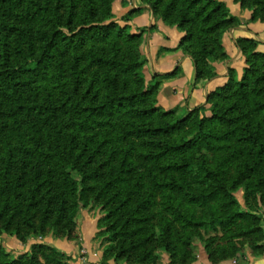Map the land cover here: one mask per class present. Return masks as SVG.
Returning a JSON list of instances; mask_svg holds the SVG:
<instances>
[{"label":"trees","instance_id":"obj_1","mask_svg":"<svg viewBox=\"0 0 264 264\" xmlns=\"http://www.w3.org/2000/svg\"><path fill=\"white\" fill-rule=\"evenodd\" d=\"M114 1L0 0L2 231L43 236L95 205L105 211L96 235L104 259L155 264L158 247L171 264H187L190 242L207 227L222 234L203 246L211 264L239 254L238 240L263 254L254 244L264 241V215L235 195L243 186L264 204L259 43L238 39L241 78L228 69L205 105L177 117L157 106L160 77L145 81L136 53L145 29L131 34L125 24L141 10L116 18ZM233 1L264 23V0ZM140 2L182 32L177 49L191 58L195 83L214 78V64L228 59L225 34L241 26L226 4ZM68 260L41 244L15 259L0 249V264Z\"/></svg>","mask_w":264,"mask_h":264},{"label":"crops","instance_id":"obj_2","mask_svg":"<svg viewBox=\"0 0 264 264\" xmlns=\"http://www.w3.org/2000/svg\"><path fill=\"white\" fill-rule=\"evenodd\" d=\"M230 14L237 18L241 26L239 28L231 29L228 31L223 39V47L228 55V59L224 62L215 63L214 71L216 76L210 80H207L201 84L195 85L194 67L189 57L176 52L178 42L181 37V33L175 27H169L158 21L153 20L151 11H143L134 21L132 25L135 33H139L141 29H145L144 36L148 38L146 47L144 49V58L146 59L143 68V74L146 78V82L152 81L153 77L166 76L177 71V75L168 79H164L159 93L158 101L159 105L165 109H172L177 105H183L187 110L191 111L197 107L206 104V96L225 85L228 78V69L235 71L236 77L239 79L242 76L243 69L245 68L244 58L236 47V41L238 39H251L259 43L258 51L264 53V23L252 22L251 13L245 12L240 9L237 4H234L232 0H222ZM144 8V7H141ZM124 4L114 6L115 13L121 11L124 12ZM128 11V10H127ZM153 20V21H152ZM153 23V24H152ZM145 44V43H144ZM91 223V222H90ZM85 226V225H84ZM95 223L90 224V228L84 229L81 227V233L83 235L84 246L86 250L90 252L92 243L94 242L95 233L97 228ZM51 240L48 241L50 243ZM51 246L64 253L70 255L74 260V253L76 251L75 246L72 243L66 241H54L51 242ZM34 244H40V242H29L26 246L21 245L19 250H15L17 255L28 253L31 246ZM4 245V243H3ZM6 246V245H5ZM6 253L9 251L6 249ZM94 257H90L89 261L92 264H100L102 252H95ZM15 257V256H14ZM81 261L73 262L72 264H80ZM114 264V263H110ZM122 264V263H120ZM196 264H210L207 260V256L204 251L200 252L198 261ZM231 264V263H222ZM252 264H264V256L260 260H256Z\"/></svg>","mask_w":264,"mask_h":264},{"label":"rangeland","instance_id":"obj_3","mask_svg":"<svg viewBox=\"0 0 264 264\" xmlns=\"http://www.w3.org/2000/svg\"><path fill=\"white\" fill-rule=\"evenodd\" d=\"M117 2H118V6H119V4L120 5L124 4V7H125L124 12L126 11L125 13H121V11H119L118 13H115L116 11H114V6L117 5ZM234 4H237L240 7V5L238 3L234 2ZM141 7H144V8H141ZM138 9H140L141 11L139 13H137L136 15H134L130 22L125 23L129 27V28L127 27L128 32L131 34H137L134 32L133 27H132V25L135 23L134 20L139 15H141V13L143 11H147V10L150 11L149 8L146 5H143L140 2V0H115L113 3V7H112V10L114 11L116 18H124L127 16V14L129 12H131L133 10H138ZM240 9L245 11V12H250L252 14V12L250 10H248V8L242 9L240 7ZM155 19L160 21V23L162 22L156 16H153V20H155ZM163 24H165L166 26H169V27L170 26L175 27L171 23H163ZM121 25H124V24L122 23ZM178 32H180V31L178 30ZM180 33H181V37H180V40H181L183 37V34H182V32H180ZM146 42H148V38H145L144 33H143L141 44L138 46V48H136V53L140 55V57L144 61V65H145V61H146V59L144 58V49H145L146 44H147ZM177 48H178V46H177ZM175 51L183 54L186 57H189L186 54L182 53V51L179 49H176ZM174 73L177 75V71H174ZM161 77L162 76H160V78L155 80V83L159 82L158 93H159V90H160L162 83L164 82V79H161ZM194 77H195V73H194ZM145 81H146V78H145ZM203 82H205V81L196 82L195 85H197V84L199 85ZM157 106L164 112H173L174 115L177 117L182 116V114L186 112L185 110H187V108L183 107V105H177L176 107H174L172 109L165 110L159 105L158 96H157ZM206 115L209 116L210 114L207 113ZM235 195L239 199V202L241 204H243V206L251 209V212H255L259 215H264V207H263L264 204L263 205L261 204L263 202L262 201L260 202L258 198L254 199L252 194L250 193V191H248L245 187L241 186L237 190ZM104 215H105V211L100 210V208L96 207L95 205L94 206L88 205L87 207L82 208L78 211V213H77V215H76V217L72 223H69V224L63 223L60 227H57L54 230L48 229L43 236H39V237H33V236L26 237L25 236L26 231L24 229L18 231L19 233L16 234L14 232L13 227L11 228L9 233H5L2 231V228L0 226V249L5 253H6L5 250L7 249L9 252L6 254H8L12 259H15L19 256V255L16 256V253H14L15 250H19L15 246L19 245V248H21L20 247L21 245L26 246L29 242H40L41 245H46V246L52 247L51 242L66 241L68 243H72L76 248V251L74 253L75 254L74 260L70 255H66L63 253L67 258L70 259L67 261V264H72L73 262L76 263L78 261H81L80 264H92L89 261V258L94 257L95 256L94 253L97 251L102 252V254H103V250L107 244H104V245L101 244V239L98 238L99 236L96 237V235H97V232H96L95 238L93 240L94 242L92 243L93 245L91 246L90 252H89V250L87 251L86 250L87 248L84 246L83 235L81 233V227H84V229H86V231H87V229L90 228V224L92 223V225H93V223H95V225H96L95 227L97 228V221L99 219L103 218ZM97 231H98V229H97ZM200 234H201V238H199L197 236L194 239H192V241L190 242L188 252H189V256L192 258V260H189L187 262V264H196V262L198 261V256L200 255V252L204 251L203 246L205 245V243L209 239H213V238L214 239H220V238H222L221 232L217 229L213 230L211 227L201 229ZM201 239H203V241ZM49 240H51L50 243H48ZM3 243H4V245H3ZM233 243L238 247L239 254L234 255L232 258H230L224 262L217 260L215 264H222V263H226V262L231 263V264H252L256 260H260L261 257L264 256V253L260 254L257 251H253L252 245L248 241L238 240V241H235ZM217 244L225 245V242L216 241L215 245H217ZM263 244H264V241H263V243L260 241V242H256L254 245L263 246ZM149 246L153 247L152 244H150ZM52 248H54V247H52ZM23 254H25V253H23ZM20 255H22V254H20ZM153 256L156 259L155 264H171L169 261V256L158 247H156V248L153 247ZM100 261H101L100 264H110V263H114V264H120V263H122V264H136V256L131 257L129 259L119 258V259L115 260L113 257L104 259L103 255H102ZM40 262H42V261H40Z\"/></svg>","mask_w":264,"mask_h":264}]
</instances>
